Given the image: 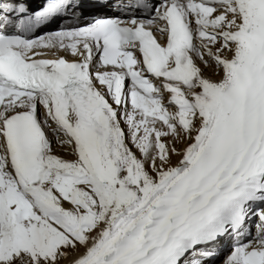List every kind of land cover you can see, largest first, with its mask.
<instances>
[{
    "label": "snow or ice",
    "instance_id": "1",
    "mask_svg": "<svg viewBox=\"0 0 264 264\" xmlns=\"http://www.w3.org/2000/svg\"><path fill=\"white\" fill-rule=\"evenodd\" d=\"M225 241L264 264V0H0V264Z\"/></svg>",
    "mask_w": 264,
    "mask_h": 264
},
{
    "label": "bare ground",
    "instance_id": "2",
    "mask_svg": "<svg viewBox=\"0 0 264 264\" xmlns=\"http://www.w3.org/2000/svg\"><path fill=\"white\" fill-rule=\"evenodd\" d=\"M208 75H210V76L212 75L211 71L208 72ZM213 78L216 79V78H218V77L213 76ZM212 264H213V263H212ZM219 264H223V261L220 262Z\"/></svg>",
    "mask_w": 264,
    "mask_h": 264
}]
</instances>
